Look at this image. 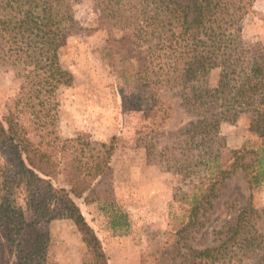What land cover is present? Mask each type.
<instances>
[{"label": "trees", "instance_id": "1", "mask_svg": "<svg viewBox=\"0 0 264 264\" xmlns=\"http://www.w3.org/2000/svg\"><path fill=\"white\" fill-rule=\"evenodd\" d=\"M77 1L0 0V11L8 12L0 19V58L22 68L24 84L16 109L20 105L21 110H31L37 127L24 125L19 110L0 117V230L14 246L13 264H47L40 256L41 245L26 233L34 224L57 219L73 223L92 264H109L76 201H85L103 185L117 138L98 142L78 135L61 140L50 129L55 95L71 85L58 50L61 41L78 30L73 10ZM95 1L98 25L107 35L102 58L118 69L123 85L134 89L122 107L146 113L154 127L151 133L163 137L176 115L187 119L181 121L184 126L167 132L166 143L143 145L148 159L189 181L190 191L178 187L173 194L175 202L188 206L177 232L196 234L204 228L200 218L237 171L249 186L247 204L236 211L232 223L218 230V247L188 245L182 263L197 264L218 255V260L264 264V227L255 229L250 219L253 189L264 181V51L257 45L246 47L240 28L256 0ZM214 69L219 75L211 86ZM240 115L248 116L257 141L231 151V160L222 165L225 144L220 126ZM60 172H65L67 186L55 183ZM109 201L110 192L104 199ZM237 204V199L226 203V211L233 213ZM1 238L0 234V255ZM37 256L38 263L33 261Z\"/></svg>", "mask_w": 264, "mask_h": 264}, {"label": "rangeland", "instance_id": "2", "mask_svg": "<svg viewBox=\"0 0 264 264\" xmlns=\"http://www.w3.org/2000/svg\"><path fill=\"white\" fill-rule=\"evenodd\" d=\"M74 17L78 30L61 41L58 59L72 80L69 87L60 88L55 95L54 125L50 127L61 140L83 135L98 142H108L116 137V149L111 159L110 172L88 198L77 204L101 241L109 264H183L182 256L188 245L193 247L217 246L221 225L232 223L236 211L247 204L249 186L244 174L237 171L225 181L204 218V228L199 233H181L186 221L188 206L175 202L173 194L180 187L190 191L189 181H181L154 159H148L144 143L157 145L169 140L167 132L184 126V115H176L163 136L151 133L152 120L144 112L129 111L122 107L134 95L132 86L123 85L116 71L102 58L101 49L107 37L98 25V7L95 0H79L74 4ZM0 11V19L8 17ZM241 37L246 47L257 45L264 51V0H256L252 9L240 22ZM21 67L8 66L0 58V117L9 111L19 110L21 122L36 129L31 110L16 99L24 78ZM219 70L209 76V84L217 82ZM181 121L184 123L181 124ZM220 134L225 148L221 150L222 165L231 160V151L246 143L257 141L249 130V118L240 115L233 123H222ZM155 135L157 137H155ZM57 185L69 184L65 172H60ZM110 192L109 202H104ZM183 197V196H182ZM18 199V198H17ZM237 199L233 213L226 211V203ZM20 201V198H19ZM251 203L254 216L251 225L262 231L264 227V181L253 189ZM119 217V218H118ZM31 213L27 220L31 221ZM206 232V235H204ZM0 264L14 263V246L6 242L2 231ZM27 236L37 240L42 247L40 256L47 264H92L91 256L81 236L70 220L57 219L34 224ZM37 256L33 261L40 262ZM197 264H252L237 258L202 260Z\"/></svg>", "mask_w": 264, "mask_h": 264}]
</instances>
